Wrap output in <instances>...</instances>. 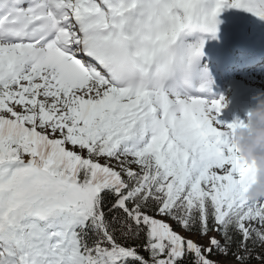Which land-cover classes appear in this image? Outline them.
Here are the masks:
<instances>
[{
  "label": "snow or ice",
  "instance_id": "1",
  "mask_svg": "<svg viewBox=\"0 0 264 264\" xmlns=\"http://www.w3.org/2000/svg\"><path fill=\"white\" fill-rule=\"evenodd\" d=\"M226 7L264 19V0H0V264L264 261L244 120L218 119L200 64Z\"/></svg>",
  "mask_w": 264,
  "mask_h": 264
},
{
  "label": "clouds",
  "instance_id": "2",
  "mask_svg": "<svg viewBox=\"0 0 264 264\" xmlns=\"http://www.w3.org/2000/svg\"><path fill=\"white\" fill-rule=\"evenodd\" d=\"M243 126L235 130L233 142L241 161L255 164L256 181L245 193L247 199L264 202V91L253 95Z\"/></svg>",
  "mask_w": 264,
  "mask_h": 264
},
{
  "label": "rangeland",
  "instance_id": "3",
  "mask_svg": "<svg viewBox=\"0 0 264 264\" xmlns=\"http://www.w3.org/2000/svg\"><path fill=\"white\" fill-rule=\"evenodd\" d=\"M241 62H243V61H241ZM246 69H254V70H257L259 72H263V75H260V73H259V74L255 75V76H253V78H254L253 81H248L247 82L246 79H245V74H246L245 70ZM239 71H241V72H239ZM230 75H231L230 77H232L233 75H235V76L238 75V76L242 77V80L241 81H245V82H241L240 81L239 82L240 84H246V85L251 86L252 88H255V89H258V90L260 89V90L264 91V70H263V66H260V67H245V68L236 69V71H232ZM212 78H213V81H214L212 87H216L217 80H215L214 77H212ZM226 79H228V78H226ZM248 83H250V84H248ZM226 84L227 85H230V82H226ZM256 85H258V86H256ZM212 89H216V88H212ZM224 89H225V87H224ZM224 93L225 92L222 93L223 96H224ZM211 95L212 96H216V98H218L219 96H221L219 94L216 95V94H212V93H211ZM169 223H171V222H169ZM176 231L177 232H180L182 235H185V236L191 235V237L197 243H200V244H203V245H207L208 244V238L207 237H201V236L196 235L194 233H191L190 234V233L184 232L181 229H176ZM209 235H215L217 237V239H220L216 232H211V233H209ZM220 263L221 264H237L236 262L230 261V260H227V259H221L220 260Z\"/></svg>",
  "mask_w": 264,
  "mask_h": 264
},
{
  "label": "bare ground",
  "instance_id": "4",
  "mask_svg": "<svg viewBox=\"0 0 264 264\" xmlns=\"http://www.w3.org/2000/svg\"><path fill=\"white\" fill-rule=\"evenodd\" d=\"M253 16V19H254V21L255 20H257V23L256 24H253L255 27H259L260 25H264V19H262V18H259V17H256V16H254V15H252L251 14V17ZM251 20H252V18H251ZM240 58H251V54H247V53H237V52H232V53H230V55H229V62H230V64H229V66L228 67H226V66H224L223 64H221V66H217V67H215V71H216V73L218 74V72H219V70H221V69H228V68H230V66H232V65H235V66H239V61H243V59H240ZM253 63V65H257L259 62L258 61H253L252 62ZM237 69H239V67H237ZM239 72H241V71H239ZM245 72H246V74H245V79H246V81L248 82V81H253L254 80V78H253V76H255V75H257V74H259L260 73V75H263V72H259V71H257V70H254V69H246L245 70ZM231 74V73H230ZM229 73H223V74H220L221 75V77H222V75H225V76H228L227 78L229 79V80H231V82L233 83V84H235V88H232V89H230L229 91H228V93L231 91V90H236V89H238V88H240V87H242L241 85H238L237 83L239 82V81H237V80H242V77H240V76H238V75H233L232 77H230L231 75H230ZM233 74V73H232ZM240 75V74H239ZM222 79V78H221ZM241 82H245V81H241ZM248 84H250V83H248ZM220 86V81H217V85H216V87H212V88H216L217 90H220L221 88L219 87ZM256 86H258V85H256ZM253 91H256L255 89L253 90ZM228 93L226 94V99H227V97H228ZM212 96V95H211ZM213 98H216V96H212ZM219 119V118H218ZM219 120H221L222 121V119L220 118Z\"/></svg>",
  "mask_w": 264,
  "mask_h": 264
},
{
  "label": "trees",
  "instance_id": "5",
  "mask_svg": "<svg viewBox=\"0 0 264 264\" xmlns=\"http://www.w3.org/2000/svg\"><path fill=\"white\" fill-rule=\"evenodd\" d=\"M171 223H173V222H171ZM173 226H174L175 230L176 229H181L178 226H175L174 224H173ZM217 235L219 236L220 240L223 242V238L221 237V235L219 233H217ZM252 247L255 248L256 252H264V244H260L259 242H257L255 245H252ZM232 251L233 252L236 251L235 246L233 247ZM145 255H146V253H145ZM211 258L214 259V260H217L219 262V264H221L220 263L221 259H227V260H230V261H234L237 264H264V261L257 260V259H250V260H247V261H239V260H237L235 258L234 255L231 254V252H230L229 255L224 256V255H221V254L217 253L215 250L213 251V254H212Z\"/></svg>",
  "mask_w": 264,
  "mask_h": 264
}]
</instances>
